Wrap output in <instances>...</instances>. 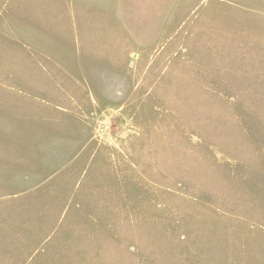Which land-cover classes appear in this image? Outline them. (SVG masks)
I'll list each match as a JSON object with an SVG mask.
<instances>
[{
  "label": "rangeland",
  "instance_id": "rangeland-1",
  "mask_svg": "<svg viewBox=\"0 0 264 264\" xmlns=\"http://www.w3.org/2000/svg\"><path fill=\"white\" fill-rule=\"evenodd\" d=\"M0 264H264V0H0Z\"/></svg>",
  "mask_w": 264,
  "mask_h": 264
}]
</instances>
